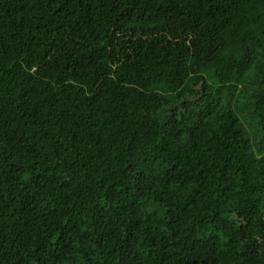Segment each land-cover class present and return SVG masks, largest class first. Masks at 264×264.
<instances>
[{"label": "trees", "instance_id": "trees-1", "mask_svg": "<svg viewBox=\"0 0 264 264\" xmlns=\"http://www.w3.org/2000/svg\"><path fill=\"white\" fill-rule=\"evenodd\" d=\"M0 264H264V0H0Z\"/></svg>", "mask_w": 264, "mask_h": 264}, {"label": "rangeland", "instance_id": "rangeland-1", "mask_svg": "<svg viewBox=\"0 0 264 264\" xmlns=\"http://www.w3.org/2000/svg\"><path fill=\"white\" fill-rule=\"evenodd\" d=\"M250 125H253V128L256 129V120H250L249 122L246 123V127L248 128L249 130V126Z\"/></svg>", "mask_w": 264, "mask_h": 264}]
</instances>
